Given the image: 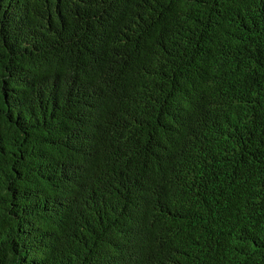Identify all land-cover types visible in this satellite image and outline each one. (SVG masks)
Wrapping results in <instances>:
<instances>
[{"label":"trees","instance_id":"16d2710c","mask_svg":"<svg viewBox=\"0 0 264 264\" xmlns=\"http://www.w3.org/2000/svg\"><path fill=\"white\" fill-rule=\"evenodd\" d=\"M0 264H264V0H0Z\"/></svg>","mask_w":264,"mask_h":264}]
</instances>
